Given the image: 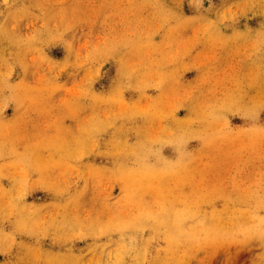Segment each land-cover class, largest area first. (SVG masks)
Instances as JSON below:
<instances>
[{"label": "rangeland", "instance_id": "1", "mask_svg": "<svg viewBox=\"0 0 264 264\" xmlns=\"http://www.w3.org/2000/svg\"><path fill=\"white\" fill-rule=\"evenodd\" d=\"M0 264H264V0H0Z\"/></svg>", "mask_w": 264, "mask_h": 264}]
</instances>
